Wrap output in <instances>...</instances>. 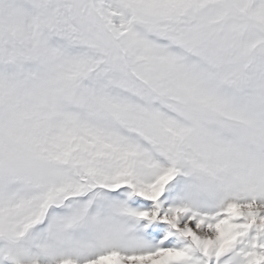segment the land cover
<instances>
[{
    "label": "snow or ice",
    "instance_id": "6c2138e0",
    "mask_svg": "<svg viewBox=\"0 0 264 264\" xmlns=\"http://www.w3.org/2000/svg\"><path fill=\"white\" fill-rule=\"evenodd\" d=\"M0 264H264V0H0Z\"/></svg>",
    "mask_w": 264,
    "mask_h": 264
}]
</instances>
